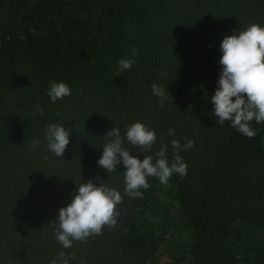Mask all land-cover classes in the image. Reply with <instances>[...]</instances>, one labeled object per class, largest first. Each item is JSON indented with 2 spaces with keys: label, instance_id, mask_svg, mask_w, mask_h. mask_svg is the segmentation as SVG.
Masks as SVG:
<instances>
[{
  "label": "trees",
  "instance_id": "trees-1",
  "mask_svg": "<svg viewBox=\"0 0 264 264\" xmlns=\"http://www.w3.org/2000/svg\"><path fill=\"white\" fill-rule=\"evenodd\" d=\"M251 24L264 26V0H0V264L62 251L70 264H264V123L250 139L210 114L220 44ZM121 58L135 63L116 75ZM53 81L71 95L53 103ZM153 83L169 92L163 108ZM137 121L169 162L173 139L195 142L180 153L188 175L149 178L142 198L124 194L123 164L97 163L104 135ZM51 123L73 129L62 158L47 149ZM123 146L141 160L159 150ZM88 180L121 192L118 222L65 249L49 225Z\"/></svg>",
  "mask_w": 264,
  "mask_h": 264
},
{
  "label": "clouds",
  "instance_id": "clouds-1",
  "mask_svg": "<svg viewBox=\"0 0 264 264\" xmlns=\"http://www.w3.org/2000/svg\"><path fill=\"white\" fill-rule=\"evenodd\" d=\"M219 51L222 53L219 61L222 70L215 93L211 96L214 112L210 114H214L219 125L230 122L240 134L254 138L256 131L251 127V122L264 123V26L251 24L246 29L226 35ZM131 52L134 57L137 55L135 47ZM134 63L135 59L121 58L116 75L130 70ZM151 88L153 95L159 98L158 105L163 108L169 92L155 83ZM47 95L55 103L70 96L71 88L65 82L53 81ZM43 111L39 109L41 115ZM72 131L71 127L49 124L45 128L47 149L54 156L62 158L70 143ZM168 134L175 135V130L169 128ZM104 138L103 154L97 163L108 174L117 172V166L123 164L124 194L129 197L142 198L143 192L151 187L149 178H157L161 184H167L174 174L182 178L188 175V166L180 153L194 147L193 140L181 145L180 141L173 139V159L169 162V145L160 143L163 136L158 139L155 130L142 122L128 125L124 135L115 126ZM125 142L137 147L140 153L151 152L156 145H159V150L154 156L144 155L141 160L123 146ZM40 143L37 138L31 142V147L37 148ZM72 197L66 207L59 209L57 220L49 225L54 227L55 238L63 248H71L74 242H87L90 237L101 235L105 226H116L120 215L117 206L123 203V196L117 189L107 184L97 186L93 180H88L77 185ZM75 259L74 253L66 254L62 251L51 264H70V260ZM79 264H86V261L81 259Z\"/></svg>",
  "mask_w": 264,
  "mask_h": 264
}]
</instances>
